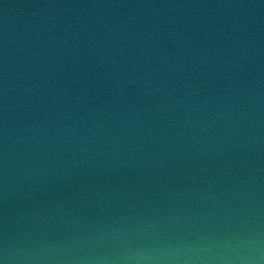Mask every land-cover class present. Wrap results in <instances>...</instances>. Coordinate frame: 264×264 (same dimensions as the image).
<instances>
[{
    "label": "water",
    "instance_id": "water-1",
    "mask_svg": "<svg viewBox=\"0 0 264 264\" xmlns=\"http://www.w3.org/2000/svg\"><path fill=\"white\" fill-rule=\"evenodd\" d=\"M0 264H264V0H0Z\"/></svg>",
    "mask_w": 264,
    "mask_h": 264
}]
</instances>
